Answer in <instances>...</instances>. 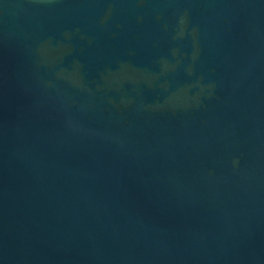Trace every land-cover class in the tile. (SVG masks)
<instances>
[{
  "label": "water",
  "instance_id": "obj_1",
  "mask_svg": "<svg viewBox=\"0 0 264 264\" xmlns=\"http://www.w3.org/2000/svg\"><path fill=\"white\" fill-rule=\"evenodd\" d=\"M0 264H264V0H0Z\"/></svg>",
  "mask_w": 264,
  "mask_h": 264
}]
</instances>
